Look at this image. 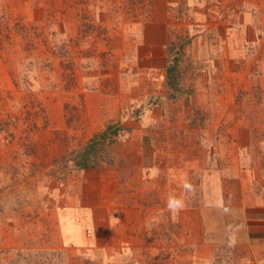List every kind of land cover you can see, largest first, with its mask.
Masks as SVG:
<instances>
[{"label": "rangeland", "instance_id": "1", "mask_svg": "<svg viewBox=\"0 0 264 264\" xmlns=\"http://www.w3.org/2000/svg\"><path fill=\"white\" fill-rule=\"evenodd\" d=\"M21 3L11 1L0 12V198H9L19 217L16 232H7V228L6 232H0V264H204L201 259L191 258L193 252L182 246L177 228L176 233L171 232L173 228H169V232L164 230L168 232L166 236L145 232L141 244H133L124 250L105 248L102 236L99 245L95 243L93 232L86 231L87 220L82 228L85 232H79L82 238L79 242L75 239L65 241L62 233L54 232V228L36 232L34 224L40 218V206L34 204V199L37 202L42 197L48 200L42 207L47 206V218L52 228L54 216L50 215V210L57 206L55 203L63 193L73 190L77 195L81 192H89L87 195L90 196L103 194L102 190L97 194L95 189L83 186L86 169H99L103 176L105 166L121 165L119 150L125 146V138L119 136L124 132L115 126L120 120H139L146 113L150 114L160 98L133 91L135 84L124 86L126 78L132 81L137 73L145 71L146 60L139 62L126 50L136 51L135 40L140 32L128 29L130 24L149 17V0H37L33 3L43 5L42 19L28 5L20 6ZM257 10L260 11L249 15L263 28L258 33L260 44L253 48L250 43L246 48L247 60L237 64L238 68L236 64L228 66L219 76V89L228 84L233 90L229 93L227 87L223 89L224 109L216 112V108H191L192 102H199L201 106L207 102L203 99L201 103L202 97L197 99L200 96L184 85L181 72L184 68L189 69V63L181 65L172 79L169 77L170 82L162 92V100L183 104L182 116L194 111V116L199 119L194 127L212 125L220 118L218 130L224 134L218 144H224V151L233 147L232 141L234 148L241 151L254 143L248 142V136L244 135L249 120L256 122L255 126L250 123L253 133H264V89L261 87L264 86V8ZM222 12L225 21L230 23L234 12L226 8ZM188 15L179 10L175 17L184 16L188 23L191 19ZM156 73L157 68L147 70L150 77ZM137 98L142 101L135 103ZM172 112L173 109L166 108L168 117H172ZM237 128L240 131L239 135L236 133L238 138H231V131ZM103 134L106 138L95 146L94 153L89 154L90 166L75 167L78 153L91 140L101 142L99 137ZM177 143L181 145L183 141ZM257 146L254 151L259 150ZM260 146L262 148L264 143ZM251 155L242 151L238 160L240 171L244 170L239 177L245 181H255L257 175L245 171L249 167L254 164L264 167V156L253 159ZM177 157L179 162V155ZM226 163L230 165L231 161L226 160ZM126 169L125 162V171L119 170L118 175L128 180L124 181L125 187L135 188L139 183ZM259 176L263 180L264 172ZM212 177L215 176L209 173L208 178ZM218 180L226 187L231 175L229 177L224 171L218 174ZM212 182L209 181L208 192H214ZM55 186L58 191H54ZM197 190L199 195L206 192V189L200 191L199 186ZM125 191L127 193L128 188ZM145 195L150 201L145 208L151 207L150 212L159 213L162 218L165 214L163 205L155 204L151 191ZM7 206L4 204L3 209ZM179 207L177 204L176 209ZM149 227L151 230L152 224ZM132 241L136 242L135 239ZM221 254L217 253L216 257L215 253L206 264H232L231 253Z\"/></svg>", "mask_w": 264, "mask_h": 264}, {"label": "crops", "instance_id": "2", "mask_svg": "<svg viewBox=\"0 0 264 264\" xmlns=\"http://www.w3.org/2000/svg\"><path fill=\"white\" fill-rule=\"evenodd\" d=\"M11 1L22 2L20 6L28 5L30 10L38 14V18L44 17L43 5L33 3L37 0H0V12ZM149 1L151 3L149 17L146 16V20L144 17L142 22L130 24L128 29L140 32L135 40L136 51L126 50L137 61L146 60L143 66L145 71L137 73L132 81L126 78L124 86L126 88L135 84L133 91H139L145 96L155 94L160 100L150 114L146 113L139 120H120L115 126L124 132L123 136H119L125 138L123 143L125 146L119 150L121 165L105 166L103 176L100 175L99 169H86L87 175L86 180L82 181L83 186L95 189L97 194L102 190L103 194L90 196L87 195L89 192H81L77 195L73 190L63 193L58 203H55L57 205L55 210H50V215L55 218L52 228L47 218L49 214L47 206L42 207L47 205L48 200L42 196L41 200L38 199L39 202L34 199V204L40 206V218L34 224V228L36 232H48L54 228V232L62 233L65 241L66 239L78 241L81 236L79 232H85L82 228L87 220L86 231L93 232V236L96 237L95 243L99 245L98 240L102 236L105 248L111 246L118 250H124L133 244H141L145 232H157L166 236L169 228H173L171 232L174 233L177 228L178 240L182 246L193 252L191 258L201 259L204 264L210 262L209 259H213L215 253L217 257V253L222 256L223 252L232 254V264H264V179L260 180L259 176V173L264 172V167L255 164L249 167L245 171L257 175L254 176L255 181H245L239 177L240 172L244 170L240 171L238 162L242 151H246L248 156L252 154L253 159L264 156V146L262 148V145L260 146L264 143V133L258 135L253 133L250 127L252 120H249L247 134L244 135L248 136L246 139L248 142L254 143L249 147H243L241 151L240 148H234L235 143L232 141L233 144H230L233 147L224 151V144H218L223 140L224 134V131L218 130L220 118L212 125L194 127L199 121L194 116V111H189L188 116L186 114L182 116L180 110L183 109V104L162 100V92L172 75L169 70L175 69L176 75L181 65L189 63V69L184 68L181 72L184 75V85L189 91H194L196 96H200L197 99L202 97L201 103L203 99L207 102L202 106L199 102H195L196 104L192 102L191 108L194 110L216 108V112L224 109L223 89L227 87L229 93L233 90L228 84L219 89L221 86L220 81L218 82L221 78L219 76L228 66L234 67L236 64L238 68L240 62L247 60L246 48L250 43L253 48L260 44L258 33L263 28L249 13L264 8V1ZM223 8L234 12L230 23L224 19ZM179 10L189 14L191 19L188 23H185L184 16L182 19L179 16L175 17ZM194 24L196 26L192 27ZM129 40L133 42L132 39ZM126 43L128 44V41ZM149 68H157L158 73L150 77L147 74ZM261 87L264 89V86ZM262 95L264 96V93ZM226 98L228 100V94ZM138 101L142 99L137 98L135 103ZM262 106L264 112L263 102ZM166 108L169 111L173 109L172 117L167 116ZM252 124L255 126L256 122L253 121ZM101 129L102 127L98 131ZM236 133L240 134L238 128L231 131V138L237 139ZM180 141H183V144L178 145L177 142ZM256 146L259 150L254 151ZM178 149L182 152L180 153ZM226 160L231 161L230 165L225 164ZM125 162L126 172L133 173L136 179L134 181L139 183L135 188L125 187L124 181L128 180L118 175L119 170L125 171ZM224 171L229 177L231 175V180L226 183L227 188L218 180V174ZM209 173L215 177L209 179ZM209 181L213 183L214 192L207 191ZM198 186L200 191L206 189L203 195L197 193ZM54 188V191H58V187ZM150 191L155 197V204L164 207L165 214H162V218L159 213L153 211L151 213V207L145 208L150 201L143 195ZM138 193L141 197L137 196ZM9 201V198H0V232H6V228L7 232H16L17 229L16 221L19 217L15 209L13 210L14 204ZM170 201L178 202L179 209H176L177 204L170 205ZM4 204L8 205L5 210ZM150 224L153 227L151 230ZM29 225L32 226L31 222ZM164 230L168 232H163ZM133 239L136 242L132 241Z\"/></svg>", "mask_w": 264, "mask_h": 264}, {"label": "trees", "instance_id": "3", "mask_svg": "<svg viewBox=\"0 0 264 264\" xmlns=\"http://www.w3.org/2000/svg\"><path fill=\"white\" fill-rule=\"evenodd\" d=\"M169 72L172 74L170 76V78L172 79L174 77V72L175 71H174V69H170ZM151 105H152V101H151ZM104 138H106L105 134H103V135H101L99 137V140H101V142L95 141V140H91V142H89L86 145V147L83 148V150L80 153H78V155L75 157L74 166L77 167V168H79V169H84L86 167H89L90 166V164L88 163V161H89V154L95 152V146H98L99 143H102V141H103Z\"/></svg>", "mask_w": 264, "mask_h": 264}, {"label": "clouds", "instance_id": "4", "mask_svg": "<svg viewBox=\"0 0 264 264\" xmlns=\"http://www.w3.org/2000/svg\"><path fill=\"white\" fill-rule=\"evenodd\" d=\"M173 204H178V202H176V201H170V205H173Z\"/></svg>", "mask_w": 264, "mask_h": 264}]
</instances>
